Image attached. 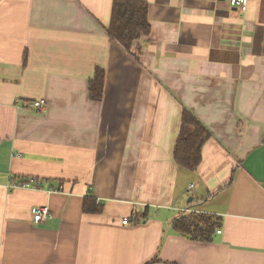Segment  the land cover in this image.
I'll return each mask as SVG.
<instances>
[{
  "label": "crops",
  "instance_id": "crops-1",
  "mask_svg": "<svg viewBox=\"0 0 264 264\" xmlns=\"http://www.w3.org/2000/svg\"><path fill=\"white\" fill-rule=\"evenodd\" d=\"M112 1L0 0V264H264V0H147L129 51ZM183 111L209 135L194 172L173 159ZM190 213L220 233L176 234Z\"/></svg>",
  "mask_w": 264,
  "mask_h": 264
},
{
  "label": "trees",
  "instance_id": "trees-1",
  "mask_svg": "<svg viewBox=\"0 0 264 264\" xmlns=\"http://www.w3.org/2000/svg\"><path fill=\"white\" fill-rule=\"evenodd\" d=\"M249 2V1H248ZM149 5L147 0H113L107 35L110 41L129 51L134 42L150 34L148 22ZM104 90V71L96 69L88 82V98L92 102L102 99ZM209 135L205 129L188 113L183 111L181 126L174 145V162L190 172H194L201 162V150ZM103 204L95 199H83L82 212L86 215H101ZM145 214L134 216V221H142ZM220 227V219L213 215L190 213L175 218L172 230L183 237L198 242H210ZM151 261L148 264H153Z\"/></svg>",
  "mask_w": 264,
  "mask_h": 264
},
{
  "label": "built area",
  "instance_id": "built-area-1",
  "mask_svg": "<svg viewBox=\"0 0 264 264\" xmlns=\"http://www.w3.org/2000/svg\"><path fill=\"white\" fill-rule=\"evenodd\" d=\"M221 2L227 4L229 7L239 9L242 13H244L248 7V1L249 0H220ZM33 110L35 112H42L46 108V102L44 100L35 101L31 104ZM12 188H33V189H41L40 184L32 178L24 179L21 183H13L11 185ZM194 187L193 184L189 185L188 190H191ZM32 217L34 224L43 223L46 219H49L51 217L50 211L47 207H35L32 211ZM134 218V217H133ZM133 218H125L122 220L123 225H127L130 222H133ZM217 234L220 233V231L216 232Z\"/></svg>",
  "mask_w": 264,
  "mask_h": 264
},
{
  "label": "water",
  "instance_id": "water-1",
  "mask_svg": "<svg viewBox=\"0 0 264 264\" xmlns=\"http://www.w3.org/2000/svg\"><path fill=\"white\" fill-rule=\"evenodd\" d=\"M189 200H191V199H189Z\"/></svg>",
  "mask_w": 264,
  "mask_h": 264
}]
</instances>
